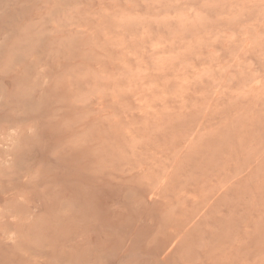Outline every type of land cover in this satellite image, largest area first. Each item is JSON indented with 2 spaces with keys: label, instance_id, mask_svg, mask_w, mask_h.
Returning a JSON list of instances; mask_svg holds the SVG:
<instances>
[{
  "label": "rangeland",
  "instance_id": "rangeland-1",
  "mask_svg": "<svg viewBox=\"0 0 264 264\" xmlns=\"http://www.w3.org/2000/svg\"><path fill=\"white\" fill-rule=\"evenodd\" d=\"M0 264H264V0H0Z\"/></svg>",
  "mask_w": 264,
  "mask_h": 264
}]
</instances>
